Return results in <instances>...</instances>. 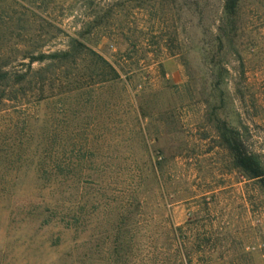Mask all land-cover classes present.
I'll list each match as a JSON object with an SVG mask.
<instances>
[{"label":"rangeland","instance_id":"obj_1","mask_svg":"<svg viewBox=\"0 0 264 264\" xmlns=\"http://www.w3.org/2000/svg\"><path fill=\"white\" fill-rule=\"evenodd\" d=\"M0 72V264H264V0H0Z\"/></svg>","mask_w":264,"mask_h":264},{"label":"trees","instance_id":"obj_2","mask_svg":"<svg viewBox=\"0 0 264 264\" xmlns=\"http://www.w3.org/2000/svg\"><path fill=\"white\" fill-rule=\"evenodd\" d=\"M229 2L230 1H228L227 8L229 7V9H232L233 5L230 6ZM63 55L66 56L67 52L63 53ZM3 77V73L0 72V83ZM228 141L230 142V139H228ZM236 163L237 166L244 170L250 177L258 178L264 188V163L259 155L249 151L244 153L239 152L236 156Z\"/></svg>","mask_w":264,"mask_h":264}]
</instances>
